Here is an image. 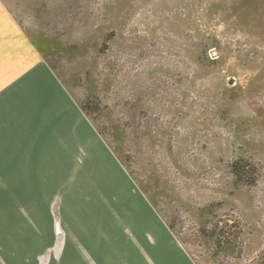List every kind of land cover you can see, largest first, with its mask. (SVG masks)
Masks as SVG:
<instances>
[{
    "label": "rangeland",
    "instance_id": "obj_1",
    "mask_svg": "<svg viewBox=\"0 0 264 264\" xmlns=\"http://www.w3.org/2000/svg\"><path fill=\"white\" fill-rule=\"evenodd\" d=\"M2 1L100 156L0 170V264H75L148 210L198 264H264V0Z\"/></svg>",
    "mask_w": 264,
    "mask_h": 264
},
{
    "label": "crops",
    "instance_id": "obj_2",
    "mask_svg": "<svg viewBox=\"0 0 264 264\" xmlns=\"http://www.w3.org/2000/svg\"><path fill=\"white\" fill-rule=\"evenodd\" d=\"M43 58L0 0V170L83 169L99 159V135ZM136 213L152 220L93 230L75 264H198L154 210Z\"/></svg>",
    "mask_w": 264,
    "mask_h": 264
},
{
    "label": "water",
    "instance_id": "obj_3",
    "mask_svg": "<svg viewBox=\"0 0 264 264\" xmlns=\"http://www.w3.org/2000/svg\"><path fill=\"white\" fill-rule=\"evenodd\" d=\"M59 225V224H58ZM59 227V226H58Z\"/></svg>",
    "mask_w": 264,
    "mask_h": 264
}]
</instances>
